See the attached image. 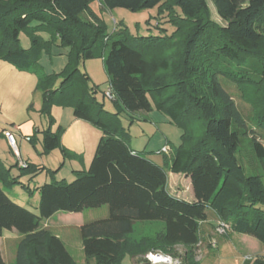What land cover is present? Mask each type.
Here are the masks:
<instances>
[{
	"label": "trees",
	"instance_id": "obj_1",
	"mask_svg": "<svg viewBox=\"0 0 264 264\" xmlns=\"http://www.w3.org/2000/svg\"><path fill=\"white\" fill-rule=\"evenodd\" d=\"M92 2L0 0V60L21 72L39 67V49L46 44L38 37H32L28 50L19 43V33L32 24L47 30L61 46L75 48L76 56L61 73L38 77L42 110L52 125L54 104L71 107L74 118L102 134L86 171L75 173L70 183L44 182L36 188L37 214L7 196L4 189L18 181L0 162V237L5 230L20 235L13 264H77L42 223L58 212L102 206L107 207L106 218L79 228L84 264H121L127 256L144 261L149 251L168 252L176 246L188 252L200 242L201 224L210 214L216 225L224 222L230 232L264 245V189L259 175H246L236 157L246 141L257 168L264 165V0H214L224 26L210 21L206 0H100L102 11L158 7L160 13L169 12L175 29L170 37L135 38L106 35ZM99 40L114 105L131 116L150 112L149 93L158 112L185 128L180 146L163 156V166L131 150L120 111L104 109L96 99L98 87L90 88L80 71L77 58L92 57ZM220 79L237 87L252 109L250 118L242 115ZM61 132L60 127L42 131L46 153L60 148ZM40 169L28 164L19 168L23 175ZM167 170L189 177L193 202L168 192ZM147 222L163 226L156 234L132 239L135 226ZM193 258L187 255L186 263L194 264ZM0 264H5L1 253ZM244 264H264V259Z\"/></svg>",
	"mask_w": 264,
	"mask_h": 264
},
{
	"label": "rangeland",
	"instance_id": "obj_2",
	"mask_svg": "<svg viewBox=\"0 0 264 264\" xmlns=\"http://www.w3.org/2000/svg\"><path fill=\"white\" fill-rule=\"evenodd\" d=\"M99 1L100 0H93L90 4V8L102 20L105 34L108 36L115 37L123 34L130 38L141 36L156 37L163 35L170 37L175 32L172 23L169 21L168 11L160 13L158 7L139 12H130L125 9L102 11ZM206 3L210 21L219 26H224L225 24L216 12L214 0H206ZM157 23L158 27L156 25ZM32 37H38L43 44H46L45 47L39 49L38 68L30 72H21L0 60V121L7 124H14L17 129L22 132V136H30L32 138V140L29 141L26 139L27 137H24V142L18 146L23 161L37 168H41L42 164L46 163V165H50V171L43 168L31 175H23L22 172L17 168L15 169L13 165L9 166L8 164V166H5V168L10 169V176L17 178L18 181V184L4 189L7 196L15 204L26 208L33 214H37L38 210L36 206L39 199L38 193L34 188L44 182H52L55 180H63L66 183H70L75 179V174L71 172L69 165L72 162V158H70V156H63L61 148L54 149L49 153H46L42 148L39 141V136H42V130L50 128L51 131H54L56 127H53L55 123L50 125L48 116L43 113L42 94L41 91L36 89V83L38 77L41 75L61 73L69 62L70 57L76 56L77 51L73 47L61 46L59 40L52 39V35L47 30L37 29L34 24L29 25L27 30H23L19 33L20 46L23 49H30ZM102 48L103 46L99 40L93 45L92 57L82 59L80 56L77 58L80 71L88 77L89 87H98L96 90V99L99 102L103 99V93L108 90L109 86L108 77L105 73L101 57ZM174 49H177V47ZM176 51L177 50H173L172 53H176ZM202 72L204 71L202 70ZM219 82L230 94L242 115L247 119L250 118L252 109L250 105L243 101L237 87L223 79H220ZM147 97L152 106L150 112H138L132 116L124 112L119 119L122 127L130 137V146L139 153L157 159L158 163L160 162V166H163L164 155L161 153L162 149H169L168 155H171L172 151L182 143L185 128L181 126V124L170 122L167 116L154 108V98L149 93ZM103 101L106 108L109 109L108 107H111L112 102L106 98L103 99ZM57 107L64 109V111H68L67 113H72L71 107H59L56 104L52 106V108ZM52 108L51 116L54 120ZM120 114L121 113H119V115ZM37 129H39L40 132H37ZM27 130H30L28 135L25 133ZM15 141L18 142L17 139H15ZM260 142L264 145V136L260 137ZM55 155H57V157H55ZM236 157L244 168L246 175H259V180L264 189V165L259 167L260 169L257 168L255 158L246 141H243ZM7 159H10L11 163L14 161L6 143L3 144V142H0V162L6 164ZM63 160H65L66 165L61 168L60 174L57 175L55 179H52L56 173L55 170ZM13 169L15 170L11 173ZM167 175H169V182L171 183L173 180L172 176L175 174L167 170ZM181 175L183 174L179 176L182 177ZM25 177H28L27 179L29 182L24 179ZM31 180H33V182H31ZM184 182V179L181 178L172 189L174 190L176 187H180L178 190L187 194L190 191V186ZM25 187L29 189V193L31 194H28V190H26ZM103 209L106 208L85 209L80 213L78 218L73 219V221L69 218L73 214L59 212L49 221L50 227L47 230L52 234H58L63 237L67 250L77 264L82 263L80 256L83 257L77 223L81 217V219L85 221L101 218L104 215ZM209 219L211 221H218L213 214L210 215ZM159 224L163 226L161 222L137 224L132 239H139L141 235L150 236L153 235V233L156 234V232L161 229L158 226ZM215 225L216 223L207 228V230L212 233V236L210 235L206 238H204L203 233L206 228H203L201 225L200 242L195 248L188 252L181 246H176L168 252L161 251L162 249H160L149 251L148 253L168 254L171 255L173 259L180 261L181 264H187L186 257L189 254L191 259L194 257V264H239L243 260V255L251 258H255L256 255L264 257V245L256 239L249 237V239H252L257 244L258 248L250 247V245L239 246L236 244V239H233L235 236L231 234L228 224H225L227 226V231L224 234H220L217 225ZM2 237L7 248H9L8 251H15L20 235L5 230L2 233ZM234 247L237 249L235 250ZM10 256V253L5 252L4 261L6 264L11 262ZM144 256L142 257L143 259ZM135 258L137 257H132L131 259L129 257H124L121 264H136L137 261ZM146 262V260L140 261L141 264H146Z\"/></svg>",
	"mask_w": 264,
	"mask_h": 264
},
{
	"label": "crops",
	"instance_id": "obj_3",
	"mask_svg": "<svg viewBox=\"0 0 264 264\" xmlns=\"http://www.w3.org/2000/svg\"><path fill=\"white\" fill-rule=\"evenodd\" d=\"M96 97H97V95H96ZM102 98L105 99L104 93H103V97ZM103 99L100 102L103 104L104 109H106L107 111H109L111 113H114L116 111H120V113H121L119 115V118H120L121 115L124 113V111H122L118 105H114L112 100H110L112 102L111 103V107H108L109 109H107L105 104H104ZM52 110H53L52 112L54 113V123H55L53 125V127H56L54 131H56V129L58 127H60L62 129V132L60 134V148H61V151L62 150L64 151V153L62 151L63 156H65V157L66 156H70V158H72V162L69 164L71 172L75 174V173H78V172L86 171L89 168L90 162H91L92 157L94 155V151H95L96 145H97V143H98V141H99V139H100V137L102 135L101 132L97 128L92 126L90 123H88L86 121H83V120H79V119L74 118L73 117V113H67L68 111H64V109H61V108H58V107L57 108H52ZM38 131H39V129H37V132ZM54 131H52V132H54ZM4 132L12 133L14 135L15 139L18 140V142H16V149H15L17 151V153H18V157L16 156V154L14 152V149L9 145L7 139L5 138ZM25 133H27V135H28V133H30V130L25 131ZM24 137H30V136H22V132L19 131V129H17V127L14 124H12V123L11 124H7V123H5L3 121H0V142H3V144L6 143L8 149H9V153L12 156V158L14 159L13 163L10 162L11 158L7 159L6 160V164L7 165L4 164V162H3L4 166H8V164H9V166L13 165L15 167V169L16 168L19 169L18 162L19 161L25 162V161L22 160V156H21L20 150L18 148V146H20L24 142ZM41 139H42V136H39L40 143H41ZM130 148H131V150L133 152H137V150L132 148L131 146H130ZM55 157H57V155H55ZM145 157L150 159L155 164L160 166V162L158 163L157 159L148 157L146 155H145ZM46 164H42L41 168H45L46 170H49L50 169V165H46ZM65 165H66L65 160H63V162L62 161L60 162L59 166L55 170L56 173H55V175L53 176L52 179H55L56 176L60 174L61 168L64 167ZM15 169L11 170V173ZM16 175H17V173H16ZM179 175L180 174H175L174 176H172L173 180L171 181V183L169 182V175H167V190H168V192L171 195H173L174 197H177L179 199L185 200L187 202H193L194 201V195H193V192H192V189H191L189 177L186 176V175H181L182 177H180ZM13 176H15V175H13ZM27 178L28 177H25L24 179L28 181ZM181 178L184 179V181H185L184 183H186V184H188L190 186V191L187 194H185L183 191L178 190V189H180V187H176V189H174V190L172 189L173 186H175V184L178 183L181 180ZM62 179H64V178H62ZM55 181H62V180H55ZM31 182H33V180H31ZM39 186L40 185H37L34 189H36ZM38 199H39V196H38ZM103 207L106 208V209H103L104 210V215L101 218L90 219V220H86V221L84 219H81L82 217L80 218L79 222L77 223L78 233H79V228L84 223L95 221V220H99V219H104V218L107 217V215H108L107 207L106 206H102L100 208H103ZM36 209H37V206H36ZM82 212H80V213H82ZM58 213H55L52 217H50L49 219L43 221L42 227L45 228V229H49V227H50L49 226V221L52 220L54 218V216H56ZM80 213H70V214H73V215H71L69 218L71 219V221H73V219L78 218ZM210 215H209V217H210ZM216 222L217 221H211L210 219H208V222L201 224L203 226V228H206L205 231H203L204 238L209 237L210 235L212 236V233L210 231H208L207 228H209L210 225H214ZM158 226L160 228H162V226L160 224ZM12 232H15L17 234V232L15 230H12ZM231 234L235 236L233 239H236V244H238L239 246H241V245H250V247L258 248L257 244L252 239H249V236L242 235V234H237V233H233V232H231ZM53 235H55L56 237L60 238V240L64 244V240H63L62 236H59L58 234H53ZM2 238L3 237L1 236L0 237V253H1L2 259L4 261L5 252L10 253V255H11L10 256V259H11L10 261L11 262H9V264L10 263L13 264L14 255H15L14 252L15 251L14 250L8 251L9 248H7V245H6L5 241H4V239H2ZM79 238H80V236H79ZM80 243H81V240H80ZM64 246H65V244H64ZM65 248H66V246H65ZM234 249H235V247H234ZM255 257H260V258L264 259V257H262L261 255H256ZM80 258H81V261H82L81 264H84V255H83V257L80 256ZM245 258L253 259V258H251L249 256L243 255L242 256L243 260L239 264H244V259ZM135 259L137 261L136 264H141L140 260H139L140 258L137 257ZM5 264H6V262H5Z\"/></svg>",
	"mask_w": 264,
	"mask_h": 264
},
{
	"label": "built area",
	"instance_id": "obj_4",
	"mask_svg": "<svg viewBox=\"0 0 264 264\" xmlns=\"http://www.w3.org/2000/svg\"><path fill=\"white\" fill-rule=\"evenodd\" d=\"M104 97L106 99H109V100L114 99V95L112 93L110 86H108V90L104 93ZM4 136L7 139L9 145L14 149V152H15L16 156L18 157V153L15 150L16 149V141H15L14 135L10 132H4ZM26 139L29 140V137H27ZM161 153L163 155H168L169 149L163 148ZM18 165H19V168H25L27 166V164L25 162H21V161L18 162ZM217 228H218V232L220 234H224L227 231V226L222 222L217 223ZM144 260L147 261L146 264H181V262L178 261L177 259L175 260L171 256L161 254V253H148L144 256ZM246 260H249V259L245 258L244 261H246Z\"/></svg>",
	"mask_w": 264,
	"mask_h": 264
}]
</instances>
